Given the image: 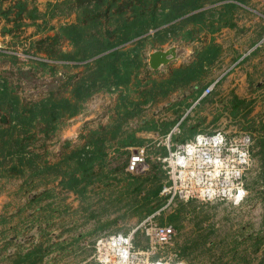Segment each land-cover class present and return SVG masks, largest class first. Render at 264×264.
<instances>
[{"label": "rangeland", "instance_id": "obj_1", "mask_svg": "<svg viewBox=\"0 0 264 264\" xmlns=\"http://www.w3.org/2000/svg\"><path fill=\"white\" fill-rule=\"evenodd\" d=\"M80 1L0 0V76L8 79L23 100L60 93L67 96L82 75L83 68L59 66L51 71L50 65L59 61L51 59L44 47L37 51L40 40L55 35L49 28L82 19ZM20 3L29 12L37 9L48 23L39 29L28 16L17 19ZM229 3L235 6L226 8ZM204 9L211 11L197 18V25H189L200 28L194 41L182 42L180 36L186 30L182 29L162 49L148 45L144 53V63L149 65L151 52L176 46L181 62L157 74L144 67L139 80L145 83L149 77H165L174 66L189 64L197 52L213 45L219 46L216 61L199 84L168 101L144 105L140 117L127 122L125 130L135 131L142 141L121 150L116 141H110L105 161L95 167L85 193L64 189L59 184L62 175L55 172L38 178L30 173L0 176V264H98L93 258L98 238L130 234L152 215L158 223L171 224L177 230L172 246L162 254L167 258L176 255L174 259L185 264H264V190H260L264 186V0H207ZM61 41L62 50H71L65 39ZM43 60L50 65L38 63ZM215 82L213 92L198 102L202 94L195 97V86L206 88ZM65 83L69 85L65 87ZM135 88L133 82L118 91L95 93L79 115L62 121L50 138L38 134L29 148L56 163L83 145L92 130L111 127L120 94L137 100ZM182 118L181 131L173 135L171 145L199 132L252 135L254 165L247 177L252 193L245 203L185 202L161 194L167 174L158 158L167 154L166 136ZM147 119L151 120L148 127L157 124L162 130H140ZM164 123L170 124L167 132ZM142 146L148 149L149 170L128 173L129 148ZM72 166L65 168L70 171ZM47 190L49 196L33 202ZM135 240L141 247L146 245L140 230Z\"/></svg>", "mask_w": 264, "mask_h": 264}, {"label": "trees", "instance_id": "obj_2", "mask_svg": "<svg viewBox=\"0 0 264 264\" xmlns=\"http://www.w3.org/2000/svg\"><path fill=\"white\" fill-rule=\"evenodd\" d=\"M206 1L81 0L82 19L58 28H49L56 32L55 35L38 42V52L44 47L51 59L59 61L57 65L39 61L42 66L50 65L53 72L59 66L83 68L82 75L71 85L67 96L51 94L41 100L25 101L10 87L8 79L0 76V176L30 173L38 178L45 172H55L62 175L59 184L64 189L85 193L87 183L96 174L95 167L102 166L105 161L107 147H111L108 145L110 141H116L118 150L142 141L135 131L125 130L127 122L139 118L144 112V105L168 101L172 95L199 84L216 61L219 46L213 45L197 52L189 64L172 68L165 77H149L145 83L139 80L141 69L149 66L144 63L148 45L151 49H158L170 40H176L182 29H186L180 36L182 42L196 39L200 28L189 25H197V18L209 13L210 9L201 10ZM234 6L229 3L225 7ZM17 7V19L22 21L28 16L39 29L48 23L37 9L29 12L23 3ZM10 13L2 12L3 15ZM41 19L43 22L38 24L37 21ZM62 38L68 42L71 50L61 49ZM12 58L17 59L15 55ZM69 62L74 65H69ZM133 82L136 85L133 92L139 98L136 100L129 94L121 93L112 126L92 130L83 145L64 154L56 163L44 159L45 155L29 148L38 134H42L45 139L50 138L62 121L79 115L84 103L95 93L118 91ZM68 85L64 84L65 87ZM195 88V97L205 89L197 85ZM149 123L151 120H144L140 130L161 129L157 124L148 127ZM169 125L164 123L162 128L167 132ZM125 135L127 137L122 138ZM71 163L73 166L68 167L69 171L65 165ZM48 191L33 202L42 196H49Z\"/></svg>", "mask_w": 264, "mask_h": 264}, {"label": "built area", "instance_id": "obj_3", "mask_svg": "<svg viewBox=\"0 0 264 264\" xmlns=\"http://www.w3.org/2000/svg\"><path fill=\"white\" fill-rule=\"evenodd\" d=\"M215 84L205 88L198 102L213 92ZM183 120L167 134L168 152L158 158L167 174L161 194L185 202L218 201L235 206L245 203L250 196L247 177L254 165L252 135L224 130L199 132L171 145L173 135L181 131ZM148 170L147 147L129 148L126 171L139 174ZM139 230L146 241L144 247L137 245L135 240ZM176 236L173 225L160 224L152 215L130 234L98 238L93 258L98 264H185L176 261V255L169 258L162 255L172 246Z\"/></svg>", "mask_w": 264, "mask_h": 264}, {"label": "water", "instance_id": "obj_4", "mask_svg": "<svg viewBox=\"0 0 264 264\" xmlns=\"http://www.w3.org/2000/svg\"><path fill=\"white\" fill-rule=\"evenodd\" d=\"M176 62H181L179 48L176 46L168 50H155L149 54L148 63L154 73L159 72L163 68L173 66Z\"/></svg>", "mask_w": 264, "mask_h": 264}, {"label": "crops", "instance_id": "obj_5", "mask_svg": "<svg viewBox=\"0 0 264 264\" xmlns=\"http://www.w3.org/2000/svg\"><path fill=\"white\" fill-rule=\"evenodd\" d=\"M159 49H162V47L161 48H159ZM188 63H185V64H182V65H187ZM181 66V65H180ZM174 67H178V66H174ZM202 100V99H201ZM192 138V137H191ZM248 185V184H247ZM248 189H249V192H250V195H251V193H252V188H250L249 186H248ZM260 190H264V186L262 187L261 186V188H260Z\"/></svg>", "mask_w": 264, "mask_h": 264}]
</instances>
